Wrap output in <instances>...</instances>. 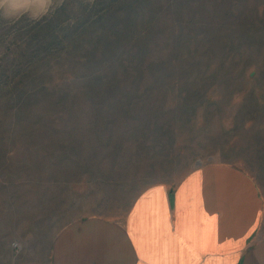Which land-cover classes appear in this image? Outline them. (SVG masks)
I'll use <instances>...</instances> for the list:
<instances>
[{
	"label": "rangeland",
	"instance_id": "rangeland-1",
	"mask_svg": "<svg viewBox=\"0 0 264 264\" xmlns=\"http://www.w3.org/2000/svg\"><path fill=\"white\" fill-rule=\"evenodd\" d=\"M207 163L264 195V0H0V264Z\"/></svg>",
	"mask_w": 264,
	"mask_h": 264
},
{
	"label": "crops",
	"instance_id": "crops-1",
	"mask_svg": "<svg viewBox=\"0 0 264 264\" xmlns=\"http://www.w3.org/2000/svg\"><path fill=\"white\" fill-rule=\"evenodd\" d=\"M50 264H264V195L238 167L207 163L140 194L121 221L62 228Z\"/></svg>",
	"mask_w": 264,
	"mask_h": 264
},
{
	"label": "bare ground",
	"instance_id": "bare-ground-1",
	"mask_svg": "<svg viewBox=\"0 0 264 264\" xmlns=\"http://www.w3.org/2000/svg\"><path fill=\"white\" fill-rule=\"evenodd\" d=\"M10 1H12V0H10ZM27 2L30 3V4H32V5H38L40 3V0H27Z\"/></svg>",
	"mask_w": 264,
	"mask_h": 264
},
{
	"label": "built area",
	"instance_id": "built-area-1",
	"mask_svg": "<svg viewBox=\"0 0 264 264\" xmlns=\"http://www.w3.org/2000/svg\"><path fill=\"white\" fill-rule=\"evenodd\" d=\"M15 246V245H14Z\"/></svg>",
	"mask_w": 264,
	"mask_h": 264
}]
</instances>
